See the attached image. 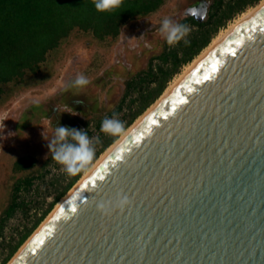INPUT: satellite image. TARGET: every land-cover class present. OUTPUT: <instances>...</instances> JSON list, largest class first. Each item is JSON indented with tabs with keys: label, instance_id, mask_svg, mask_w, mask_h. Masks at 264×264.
I'll return each instance as SVG.
<instances>
[{
	"label": "water",
	"instance_id": "95a60500",
	"mask_svg": "<svg viewBox=\"0 0 264 264\" xmlns=\"http://www.w3.org/2000/svg\"><path fill=\"white\" fill-rule=\"evenodd\" d=\"M117 194L129 198L122 211L97 212ZM14 264H264V6L99 163Z\"/></svg>",
	"mask_w": 264,
	"mask_h": 264
},
{
	"label": "rangeland",
	"instance_id": "374dc122",
	"mask_svg": "<svg viewBox=\"0 0 264 264\" xmlns=\"http://www.w3.org/2000/svg\"><path fill=\"white\" fill-rule=\"evenodd\" d=\"M218 2H222L223 12L228 0H164L156 11L122 25L114 39L101 40L90 32L74 29L47 54L36 73L27 72L21 81L3 87L0 95V264L24 234L29 236L36 229L55 205L52 204L55 198L85 171L69 176L52 160L47 141L52 138L55 127L59 124L83 129L90 138L99 136L100 142L95 144L98 157L107 140L115 137L100 131L101 121L115 115L127 122L136 110L134 101L138 102V90L155 88L154 79L161 78L158 69L169 71L171 54H180L181 45L197 32V27L187 22L190 27L187 36L175 45H168L159 32L162 19L168 17L180 24L189 18L206 22L215 12L212 6ZM239 14L225 22L224 27ZM181 69L182 66L178 72ZM79 74L85 75L89 84L69 87ZM175 75L162 83L164 88ZM131 80L134 82L128 94L126 83ZM22 158H28L27 162L22 167H14ZM17 186L19 189L15 192ZM12 204L14 209L7 214ZM39 218L41 221L35 226Z\"/></svg>",
	"mask_w": 264,
	"mask_h": 264
},
{
	"label": "trees",
	"instance_id": "16d2710c",
	"mask_svg": "<svg viewBox=\"0 0 264 264\" xmlns=\"http://www.w3.org/2000/svg\"><path fill=\"white\" fill-rule=\"evenodd\" d=\"M163 1L123 0L122 5L113 11L98 12L94 7L93 0H0V95L3 93L4 86L21 81L27 72L36 73L46 60L47 54L56 49L72 30L90 32L101 40L114 39L118 36L122 25L156 11ZM258 2L259 0H228L223 12L220 10L222 2H218L212 6L215 12L208 17L206 22H197L192 18L181 22V24L192 23L197 27V32L188 43L181 45L182 56L180 58L176 52L171 54L169 58L172 64L169 71L164 72L158 69L161 78L154 79L158 82V87L153 100L155 101L164 90L162 83L167 82L174 74H178V69L181 66L191 62L209 44L218 30L225 28V22L231 20L236 14L244 12L246 7H253ZM126 87L127 91L131 90L132 83H127ZM151 102H147L137 114L132 115L124 131L153 103ZM118 137L115 136L107 141L99 155ZM97 158L96 155L93 160L95 161ZM27 160L28 158L19 159L14 167H22L21 164ZM78 177L79 175L73 179L61 195L55 198L52 204H56L68 192L80 178ZM26 183L29 184V181ZM18 189V186L15 187V192ZM13 209L14 204L8 208L6 213H11ZM40 221L41 218L36 221L35 226ZM28 234L26 233L20 238L16 246L10 250V254L3 264L24 243L23 241L29 237Z\"/></svg>",
	"mask_w": 264,
	"mask_h": 264
},
{
	"label": "clouds",
	"instance_id": "9594fccd",
	"mask_svg": "<svg viewBox=\"0 0 264 264\" xmlns=\"http://www.w3.org/2000/svg\"><path fill=\"white\" fill-rule=\"evenodd\" d=\"M94 7L98 12H110L119 8L123 0H93ZM159 32L164 36L168 45H175L190 32L186 24L174 23L165 17L160 22ZM185 43H188L185 40ZM89 84L88 78L79 74L71 82L69 87H83ZM124 122L113 117H105L101 121L100 131L110 136H120L124 132ZM95 141V143H94ZM100 142L99 136L90 138L86 130L69 128L67 126L55 127L53 136L47 141L52 160L62 166L69 176H74L90 165L95 156V144ZM129 203L126 195L117 194L115 205L111 202H100L96 210L101 215H106L113 208L123 210Z\"/></svg>",
	"mask_w": 264,
	"mask_h": 264
},
{
	"label": "bare ground",
	"instance_id": "6f19581e",
	"mask_svg": "<svg viewBox=\"0 0 264 264\" xmlns=\"http://www.w3.org/2000/svg\"><path fill=\"white\" fill-rule=\"evenodd\" d=\"M264 6V0H259V2L253 6L247 8L244 12L239 14L234 18L228 25L220 30L209 42V44L197 55L191 62L182 67L180 72L176 74L172 80L166 85L161 95L140 115L133 123L105 150L101 153L98 158L83 172L77 182L68 190V192L54 205L52 210L47 214V216L42 220V222L37 226V228L29 235V237L24 241V243L18 248V250L13 254L11 259L6 264H14L15 261L24 252L27 246L35 238L38 232L42 229L49 218L54 214V212L62 205V203L89 177V175L94 171V169L101 163L114 149L126 138V136L155 108L157 107L165 97L173 90V88L178 85L197 65H199L239 24L250 17L258 9Z\"/></svg>",
	"mask_w": 264,
	"mask_h": 264
},
{
	"label": "crops",
	"instance_id": "0c3cea01",
	"mask_svg": "<svg viewBox=\"0 0 264 264\" xmlns=\"http://www.w3.org/2000/svg\"><path fill=\"white\" fill-rule=\"evenodd\" d=\"M178 54V53H177ZM178 58H180L182 56V52L180 54L177 55ZM151 71V70H150ZM140 79V78H139ZM142 80V79H140ZM139 80V81H140ZM134 80H131L130 82H127V83H132L133 84ZM155 82V81H154ZM126 83V85H127ZM157 87H158V82H157V86L155 88H148V89H144V90H138V102L137 101H134L135 103V108L136 110H134L133 114H137V112H139V110L142 108V106H144L147 102H151L154 98H155V95H156V90H157ZM132 89V88H131ZM126 90H127V87H126ZM128 94L131 92V90L129 91H126ZM126 93V95H127ZM154 101V100H153ZM152 101V102H153ZM151 102V103H152ZM132 115V114H131ZM132 117V116H131ZM130 117V118H131ZM130 120V119H129ZM128 120V121H129ZM127 121V122H128ZM127 122L124 123L125 127H126V124ZM114 138V137H113ZM112 139V138H111ZM111 139H108L107 141L111 140ZM33 163V162H32Z\"/></svg>",
	"mask_w": 264,
	"mask_h": 264
},
{
	"label": "snow or ice",
	"instance_id": "6c2138e0",
	"mask_svg": "<svg viewBox=\"0 0 264 264\" xmlns=\"http://www.w3.org/2000/svg\"><path fill=\"white\" fill-rule=\"evenodd\" d=\"M234 55V54H233ZM217 69H216V66L215 65H213V71L215 72ZM205 80H207L208 79V77H205L204 78ZM153 123H155V122H153Z\"/></svg>",
	"mask_w": 264,
	"mask_h": 264
}]
</instances>
